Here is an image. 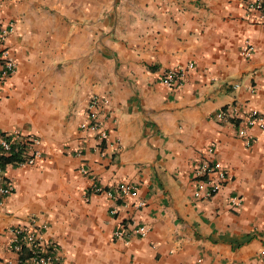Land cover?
Segmentation results:
<instances>
[{
	"label": "crops",
	"instance_id": "crops-1",
	"mask_svg": "<svg viewBox=\"0 0 264 264\" xmlns=\"http://www.w3.org/2000/svg\"><path fill=\"white\" fill-rule=\"evenodd\" d=\"M246 13L245 0H0L16 63L0 90V134L36 135L43 150L33 165L4 167L14 191L0 195V264L15 260L7 229L32 222L47 224L41 241L63 264H264V129L252 127L247 146L230 117L215 118L226 108L264 119V25ZM189 63L180 84L160 82ZM96 95L108 99L106 140L80 128ZM209 146L230 179L197 200ZM120 183L136 195L91 194ZM122 225L147 233L125 244L113 237Z\"/></svg>",
	"mask_w": 264,
	"mask_h": 264
},
{
	"label": "built area",
	"instance_id": "built-area-1",
	"mask_svg": "<svg viewBox=\"0 0 264 264\" xmlns=\"http://www.w3.org/2000/svg\"><path fill=\"white\" fill-rule=\"evenodd\" d=\"M246 14L251 18H256L264 25V0H245ZM15 27L13 20L0 23V90L3 84L11 77L16 70V63L11 58L6 46L7 37L13 32ZM254 51V46L245 42L242 48L244 56H250ZM193 64L189 63L185 67L169 68L165 70L160 77V82L166 87H173L184 80L188 69ZM108 104V99L102 96H92L86 107L85 120L80 123V128L95 133L101 140L108 138L107 131L101 126L99 121L101 106ZM231 118V122L236 127V134L244 143L249 146L254 136L251 134L252 127L264 129V119L255 109L250 110L243 119H237L229 116L226 108L215 113L217 120H226ZM81 155V150L76 151ZM215 148L207 147L203 158L195 168V188L193 196L197 200H209L214 197L219 190L229 181V176L224 164L214 158ZM17 156L14 164L18 166L33 165L43 155L42 140L40 137L32 134H21L18 131L5 132L0 134V158ZM86 172L85 168L81 169ZM91 194L104 193L108 198L118 202L124 196H135L137 193L136 185L129 183H120L114 189H104L97 184L90 187ZM14 191V185L5 177L4 168L0 165V195L6 196ZM242 197L239 194H233L229 203L232 208L242 206ZM145 202L138 200L135 203L136 208L143 207ZM46 223L37 224L32 222L26 227L13 226L7 229L9 235V245L15 254V260H9L8 264H63L61 257L57 254L56 247L53 244L43 243L41 234L47 229ZM147 233L145 225H122L113 231V237L128 244L133 236L144 237ZM29 251V255L19 262L20 254L23 250ZM264 257V251L262 252Z\"/></svg>",
	"mask_w": 264,
	"mask_h": 264
},
{
	"label": "trees",
	"instance_id": "trees-1",
	"mask_svg": "<svg viewBox=\"0 0 264 264\" xmlns=\"http://www.w3.org/2000/svg\"><path fill=\"white\" fill-rule=\"evenodd\" d=\"M14 159H17V156L12 157H2L0 158V165L4 168L7 164H14ZM29 255V251L24 249L23 252L20 254L19 262L22 261L25 257Z\"/></svg>",
	"mask_w": 264,
	"mask_h": 264
}]
</instances>
